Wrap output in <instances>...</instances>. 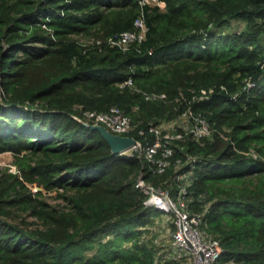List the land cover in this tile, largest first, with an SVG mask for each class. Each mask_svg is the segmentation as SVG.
Segmentation results:
<instances>
[{
    "label": "trees",
    "instance_id": "1",
    "mask_svg": "<svg viewBox=\"0 0 264 264\" xmlns=\"http://www.w3.org/2000/svg\"><path fill=\"white\" fill-rule=\"evenodd\" d=\"M162 1L0 0V153L17 169L0 170V264H157L143 235L160 211L136 183L177 199L185 173L220 261L264 264V0ZM137 17L141 40L110 41ZM113 105L131 116L127 135L171 146L163 172L89 125L84 111ZM197 117L210 133L193 135ZM164 121L181 136L151 129Z\"/></svg>",
    "mask_w": 264,
    "mask_h": 264
},
{
    "label": "built area",
    "instance_id": "2",
    "mask_svg": "<svg viewBox=\"0 0 264 264\" xmlns=\"http://www.w3.org/2000/svg\"><path fill=\"white\" fill-rule=\"evenodd\" d=\"M141 3L158 4L164 6L162 0H141ZM135 28L130 31L121 32L116 38H110V41L119 46L125 47L132 41L141 40L146 31V25L142 17H137L134 21ZM132 84L129 78L121 85ZM163 94H148L147 98L163 97ZM84 115L93 121V123L102 124L111 132L127 135L132 129L131 116L118 106H111L104 111L86 110ZM151 129L159 133L160 129L152 127ZM191 131L195 137L203 134H208L211 131L209 122L201 117L196 118V122L191 126ZM173 136L180 137L181 134H166V139ZM136 139V138H135ZM161 141L159 136L151 144H143L136 139L127 150L133 154L138 153L143 155L149 168L155 172H163L170 165V156L172 155V148L167 143L160 147ZM159 148L161 150L159 151ZM126 153V151H125ZM11 171H16V166L12 165L9 168ZM186 174H180L179 179H185ZM137 188L143 191L147 198L145 203L154 209L162 212L164 215L172 214L174 216L175 228L171 231V238L173 239L174 256L171 258L173 264H229L228 261H220L221 247L219 242L211 234L205 233L201 227V220L198 214L192 213L187 209L185 195L187 193V184L180 186L177 199L171 196L169 189L154 185L142 175L139 176ZM180 252L178 255L177 253ZM186 257H190V263L186 261Z\"/></svg>",
    "mask_w": 264,
    "mask_h": 264
},
{
    "label": "rangeland",
    "instance_id": "3",
    "mask_svg": "<svg viewBox=\"0 0 264 264\" xmlns=\"http://www.w3.org/2000/svg\"><path fill=\"white\" fill-rule=\"evenodd\" d=\"M241 24L242 23L240 21H233L232 27L233 28L241 27L242 26ZM186 118L187 117L183 115L178 121L183 122L185 121ZM159 129H162L165 131L168 130L170 134H173L175 128L172 126L170 122L164 121L159 126ZM123 153H125V151ZM126 153H130V152L126 150ZM13 159H14L13 154L9 151L0 153V170H3L4 168H7V167L10 168V166L14 165ZM185 174H186L185 179L183 178L178 179L179 187L183 185L185 186L187 175H189L188 173H185ZM44 194H45L44 196L45 199L49 201L50 203L54 204L57 202H62L61 198L55 196V191L45 192ZM16 211H18L19 213L18 219H23L26 222L31 221L32 222L31 225H34L39 222L36 220L34 216L28 214V212L25 210L16 209ZM158 214L159 215H155L152 223H148L147 226L144 228V231H146V234H144L143 236H145V239H147L148 241H151L153 245L159 249V253L157 254V257L155 258V262L157 258H159L157 264H166V262H168V259H171L175 254L174 250H172L171 248V247H175L174 246L175 244L170 235L172 231L171 223L172 221H174V216L172 214L164 215L162 212H158ZM179 253L180 252H178L177 255ZM160 256H163V257L160 258ZM185 259L186 261L184 260V262L190 263V257H186ZM168 264H173V262H170V263L168 262Z\"/></svg>",
    "mask_w": 264,
    "mask_h": 264
},
{
    "label": "water",
    "instance_id": "4",
    "mask_svg": "<svg viewBox=\"0 0 264 264\" xmlns=\"http://www.w3.org/2000/svg\"><path fill=\"white\" fill-rule=\"evenodd\" d=\"M89 125L101 132L105 140L109 143L113 153H123L136 142L133 136L113 133L102 124L93 123Z\"/></svg>",
    "mask_w": 264,
    "mask_h": 264
}]
</instances>
